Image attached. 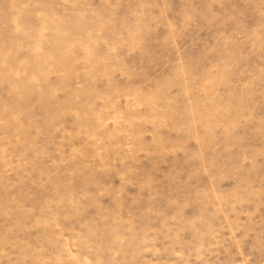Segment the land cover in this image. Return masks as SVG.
Listing matches in <instances>:
<instances>
[{
  "label": "rangeland",
  "instance_id": "obj_1",
  "mask_svg": "<svg viewBox=\"0 0 264 264\" xmlns=\"http://www.w3.org/2000/svg\"><path fill=\"white\" fill-rule=\"evenodd\" d=\"M0 264H264V0H0Z\"/></svg>",
  "mask_w": 264,
  "mask_h": 264
}]
</instances>
